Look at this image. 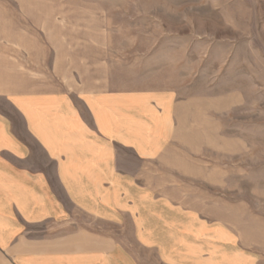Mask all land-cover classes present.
I'll return each mask as SVG.
<instances>
[{
  "label": "rangeland",
  "instance_id": "obj_1",
  "mask_svg": "<svg viewBox=\"0 0 264 264\" xmlns=\"http://www.w3.org/2000/svg\"><path fill=\"white\" fill-rule=\"evenodd\" d=\"M0 64L44 88L105 66L146 87L162 64L180 88L156 212L185 246L139 255L264 264V0H0Z\"/></svg>",
  "mask_w": 264,
  "mask_h": 264
},
{
  "label": "crops",
  "instance_id": "obj_2",
  "mask_svg": "<svg viewBox=\"0 0 264 264\" xmlns=\"http://www.w3.org/2000/svg\"><path fill=\"white\" fill-rule=\"evenodd\" d=\"M161 66L146 87L105 66L44 88L0 64V264H145L140 250L185 246L156 212L180 88Z\"/></svg>",
  "mask_w": 264,
  "mask_h": 264
}]
</instances>
